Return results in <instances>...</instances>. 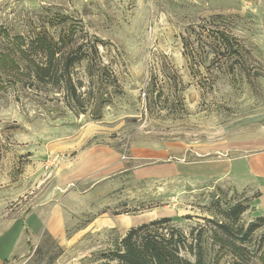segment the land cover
I'll return each mask as SVG.
<instances>
[{
    "label": "rangeland",
    "instance_id": "1",
    "mask_svg": "<svg viewBox=\"0 0 264 264\" xmlns=\"http://www.w3.org/2000/svg\"><path fill=\"white\" fill-rule=\"evenodd\" d=\"M37 34L59 75L85 53L77 100L33 78ZM261 151L264 0H0V234L25 232L7 264H117L162 218L151 234L193 264H264V224L242 238L264 218Z\"/></svg>",
    "mask_w": 264,
    "mask_h": 264
},
{
    "label": "trees",
    "instance_id": "2",
    "mask_svg": "<svg viewBox=\"0 0 264 264\" xmlns=\"http://www.w3.org/2000/svg\"><path fill=\"white\" fill-rule=\"evenodd\" d=\"M227 42V39L225 43L223 42L224 46L227 45ZM29 52L34 54V56L38 54L44 55L49 63L47 67H44L39 62L36 63L34 60H31L30 64L33 67L32 73L34 79L46 84L53 83L57 86H59L61 80H63L66 85L68 97L73 101L78 99L76 96V87L70 81L69 73L65 72H69L71 66L86 59L85 53L79 56H70L71 58L66 60L62 67L63 74L59 75L58 68H54L58 49L50 39L37 34L30 43ZM80 87H82L81 83L78 88ZM242 211L243 208L231 207L229 213L232 214L234 218H237ZM169 221L170 219L168 218H162L158 221H153L148 224L140 225L137 228L130 229L120 240V248L114 252H110L104 258H106L108 262L116 261L117 264H193L189 260L187 261L182 258L179 254V249L182 244L181 240L174 239V235L165 239L157 238L155 235L151 234L150 229L168 223ZM261 222L264 224L263 217L249 224L242 235L244 241L261 226ZM200 258L201 257L198 256L195 264H202Z\"/></svg>",
    "mask_w": 264,
    "mask_h": 264
},
{
    "label": "crops",
    "instance_id": "3",
    "mask_svg": "<svg viewBox=\"0 0 264 264\" xmlns=\"http://www.w3.org/2000/svg\"><path fill=\"white\" fill-rule=\"evenodd\" d=\"M255 157L256 158L253 161L248 163L250 166L249 170H251L255 177L264 178V151L259 152ZM215 170L216 168L213 169V171ZM230 170L231 167L229 166V171ZM224 171L223 166V172ZM24 233L23 227L18 228L17 225L12 224L10 228L0 234V264H7L12 256L15 254L19 255L23 252V250L22 252L20 250L21 246L19 245V242L21 241ZM62 233V230H55V232H52L51 234L52 237L56 239L61 237Z\"/></svg>",
    "mask_w": 264,
    "mask_h": 264
}]
</instances>
